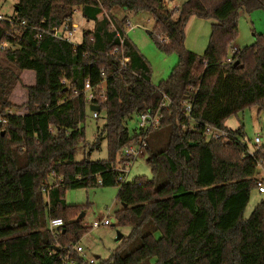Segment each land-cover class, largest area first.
<instances>
[{
    "label": "trees",
    "instance_id": "obj_1",
    "mask_svg": "<svg viewBox=\"0 0 264 264\" xmlns=\"http://www.w3.org/2000/svg\"><path fill=\"white\" fill-rule=\"evenodd\" d=\"M172 2L18 0L13 22H0V264H64L67 250L89 232L78 220L85 209L67 205L66 192L96 187H119L116 220L130 229L97 264H264L263 203L244 217L256 190V160L243 127L225 126L248 109L264 112V36L232 53L241 13L264 11V0H187L170 10ZM116 9L151 15V40L178 56L166 81L152 84L150 64L127 34L128 18L115 17ZM76 12L95 23L80 46L54 36ZM192 17L215 21L203 55L185 48ZM86 83L105 89L96 119L104 114L105 124L77 162L91 112ZM164 96L169 108L161 127L145 138L154 178L119 184L113 168L144 138L137 130L131 135L128 123L157 111ZM207 126L229 138H209ZM162 130L167 145L158 151L151 135ZM102 140L106 160L91 161ZM256 158L264 159V147ZM54 219L64 223L56 235L48 228Z\"/></svg>",
    "mask_w": 264,
    "mask_h": 264
},
{
    "label": "rangeland",
    "instance_id": "obj_2",
    "mask_svg": "<svg viewBox=\"0 0 264 264\" xmlns=\"http://www.w3.org/2000/svg\"><path fill=\"white\" fill-rule=\"evenodd\" d=\"M187 0H174L169 4L170 10L180 8ZM18 0H0V15L4 17H12L15 14ZM115 17L119 19L128 18L131 26L134 28L129 32V37L140 49L142 55L150 64L152 76L151 82L154 85L166 81L172 70L178 63L176 54H166L160 51L150 38V32L155 27V22L149 13L128 14L120 9L114 11ZM103 17V16H102ZM101 18V17H100ZM73 24L77 27L76 33L71 38V44L80 46L83 41L84 32L94 30L95 23L85 20L82 14L76 12L73 17ZM213 20H201L192 17L186 27V42L185 48L197 55H203L206 51L211 35ZM264 36V11L255 10L250 14L241 13L239 19V37L236 41V46L240 48L250 47L255 44L257 36ZM25 77V76H24ZM22 79H25V78ZM26 81V80H24ZM23 85L19 89L21 97H24ZM14 103H19L15 96L12 98ZM24 113V111H22ZM139 120L134 117L129 123L128 128L131 135L137 130ZM105 124L104 114L98 120L94 119L91 112L85 122V145L76 155V161L81 162L91 148L96 143V135L99 129L101 130ZM231 130H237L241 127L244 129V137L242 140L247 144L250 151H256L255 139L259 138L264 145V112H259L258 108H251L244 113L233 117L226 122V125ZM151 137H158V143L153 148L158 151L164 150L167 145V133L162 130L155 132ZM107 158V146L105 140L100 143V149L95 150L90 155L91 161H102ZM148 155L138 158L132 165L129 174L126 176V183L132 182L139 177H145L149 180L154 178L151 168L147 164ZM260 172L259 170H257ZM119 187H96L90 189L68 190L65 195L66 204L69 206H82L85 217L83 219L84 227L90 226L94 221H102L109 218L111 223L108 227H100L90 229L88 234L82 239L87 254L96 257L97 262L108 260L112 253L122 245L123 237H126L130 229L127 227L118 226L116 213L121 210L122 205L117 201ZM264 201V195H261L254 190L248 207L244 213L247 219L251 216L257 206ZM118 235L122 236L118 242ZM84 239H86L84 241Z\"/></svg>",
    "mask_w": 264,
    "mask_h": 264
},
{
    "label": "built area",
    "instance_id": "obj_3",
    "mask_svg": "<svg viewBox=\"0 0 264 264\" xmlns=\"http://www.w3.org/2000/svg\"><path fill=\"white\" fill-rule=\"evenodd\" d=\"M17 17V13H15L12 17H4L0 15V22H13V19ZM23 26L25 23H22ZM128 31L131 29V24L127 23ZM77 27L74 24H70L69 22H66L59 30H56L54 32V36L62 41L71 42V38L76 33ZM121 46L124 45V39L121 38L120 41ZM237 49H234L232 53H234ZM118 53V50L115 51V54ZM121 59L119 60V63L121 64V67L125 68L127 65L126 59L123 57V53L120 54ZM231 62V60H229ZM65 84V82H63ZM84 95L90 106H95L99 108L103 107L106 104V93L104 87H97L94 88L90 85V83H86L84 87ZM74 96L78 97L79 93L77 91L74 92ZM164 103L157 111L155 112H147L142 114L139 117V125L137 128V133L143 135L144 138H142L138 144L134 146H130L126 148L122 154L123 161L119 162L113 169L115 172L118 173V183L124 184L126 183L125 178L129 174L130 169L133 165V163L141 157H144L147 154V142L145 138H147L148 133L152 131H156L161 127L163 115V110H168L169 108V100L166 96H164ZM99 111L93 112V118L97 119L99 116ZM187 111H191V107L187 106ZM12 114V113H10ZM1 122V120H0ZM2 123H5V121H2ZM206 134L211 139L215 140H227L229 138L228 132L216 129L210 126L206 127ZM255 145L257 147L256 151H250L248 149L247 153L250 157L254 158L256 160V169L260 172L257 173L255 185L256 190L259 194L264 195V159H257V153L262 150L264 145L262 144L261 140L259 138L255 139ZM102 184V182H99ZM111 223L109 221V218L103 219L102 221H94L90 226L87 228L90 229H97L100 227H108ZM64 226V223L60 219H54L49 222L48 228L50 232H52L54 235L58 233L60 229H62ZM67 255L63 258L64 264H78L76 259H74V254H77L83 258V260L87 264H97V259L95 258H85L84 256V249L80 244H77L73 246L71 249L67 250Z\"/></svg>",
    "mask_w": 264,
    "mask_h": 264
},
{
    "label": "crops",
    "instance_id": "obj_4",
    "mask_svg": "<svg viewBox=\"0 0 264 264\" xmlns=\"http://www.w3.org/2000/svg\"><path fill=\"white\" fill-rule=\"evenodd\" d=\"M128 22L130 23L129 20H128ZM133 30H134V28L131 27V29L129 30V32H130V31L133 32ZM129 32H128V34H129ZM235 48L238 49V50H241V49H242V48H240L239 46H235ZM139 50H140V49H139ZM226 128L229 129L227 126H226ZM229 130H231V129H229ZM231 131H235V130H231ZM257 173H258V171H257ZM256 176H257V175H256ZM86 228H87V227H86ZM85 240H86V239H84V241H85ZM81 241H82V240H81ZM79 244H80V246H82L83 249H84V256H85V258H92V256H90V255L87 254V251L85 250L84 246L82 245V242H80ZM93 258L96 259V257H93Z\"/></svg>",
    "mask_w": 264,
    "mask_h": 264
},
{
    "label": "water",
    "instance_id": "obj_5",
    "mask_svg": "<svg viewBox=\"0 0 264 264\" xmlns=\"http://www.w3.org/2000/svg\"><path fill=\"white\" fill-rule=\"evenodd\" d=\"M90 111H91V112L99 111V108H98V107H95V106H91V107H90ZM263 205H264V201H263ZM84 217H85V214L82 213V214L80 215V217L78 218V220L81 221V220L84 219ZM121 239H122V236H121V235H118V242L121 241Z\"/></svg>",
    "mask_w": 264,
    "mask_h": 264
}]
</instances>
